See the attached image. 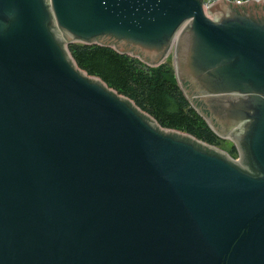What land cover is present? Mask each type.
Segmentation results:
<instances>
[{"label": "water", "instance_id": "obj_1", "mask_svg": "<svg viewBox=\"0 0 264 264\" xmlns=\"http://www.w3.org/2000/svg\"><path fill=\"white\" fill-rule=\"evenodd\" d=\"M0 264H264V0H0ZM71 44L149 67L236 158L161 127Z\"/></svg>", "mask_w": 264, "mask_h": 264}, {"label": "trees", "instance_id": "obj_2", "mask_svg": "<svg viewBox=\"0 0 264 264\" xmlns=\"http://www.w3.org/2000/svg\"><path fill=\"white\" fill-rule=\"evenodd\" d=\"M68 50L80 69L131 99L161 127L190 134L212 146L222 143L185 99L175 80L172 62L149 67L136 58L98 45L71 44ZM226 152L233 158L237 156L233 146Z\"/></svg>", "mask_w": 264, "mask_h": 264}, {"label": "clouds", "instance_id": "obj_3", "mask_svg": "<svg viewBox=\"0 0 264 264\" xmlns=\"http://www.w3.org/2000/svg\"><path fill=\"white\" fill-rule=\"evenodd\" d=\"M16 9L6 7L0 12V31L8 27L9 22H14L16 19Z\"/></svg>", "mask_w": 264, "mask_h": 264}, {"label": "rangeland", "instance_id": "obj_4", "mask_svg": "<svg viewBox=\"0 0 264 264\" xmlns=\"http://www.w3.org/2000/svg\"><path fill=\"white\" fill-rule=\"evenodd\" d=\"M165 61H168V62L170 61V62H172L171 55H170V56H167V58L165 59ZM165 61H164V62H165ZM222 140H223V139H222ZM230 146H232V142L229 141V140H227V139H224L218 148H220V149L226 151ZM235 158H236V157H235Z\"/></svg>", "mask_w": 264, "mask_h": 264}, {"label": "built area", "instance_id": "obj_5", "mask_svg": "<svg viewBox=\"0 0 264 264\" xmlns=\"http://www.w3.org/2000/svg\"><path fill=\"white\" fill-rule=\"evenodd\" d=\"M217 0H202V3L205 5V6H209L211 3L215 2ZM228 2H235V3H242V2H246L248 0H226ZM256 2L260 1V0H254Z\"/></svg>", "mask_w": 264, "mask_h": 264}]
</instances>
